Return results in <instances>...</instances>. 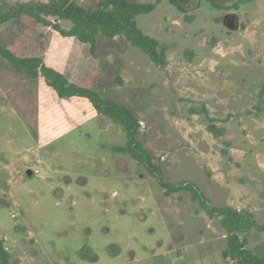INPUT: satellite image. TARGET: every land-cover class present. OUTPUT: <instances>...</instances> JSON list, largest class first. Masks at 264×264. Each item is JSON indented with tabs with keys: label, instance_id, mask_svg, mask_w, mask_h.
<instances>
[{
	"label": "rangeland",
	"instance_id": "obj_1",
	"mask_svg": "<svg viewBox=\"0 0 264 264\" xmlns=\"http://www.w3.org/2000/svg\"><path fill=\"white\" fill-rule=\"evenodd\" d=\"M47 1L0 0V13ZM139 1L155 3L136 22L166 47L164 66L125 42L122 53L107 48L113 42L93 53L25 14L0 25V40L96 81L138 113L170 181L264 224V0L237 9L199 0L189 21L169 0ZM231 15L234 30L225 25ZM35 131L54 138L41 146ZM125 142L123 128L87 101L59 99L0 56V236L10 264H232L220 217L187 191L166 194L113 150ZM247 246L264 254V233L250 230Z\"/></svg>",
	"mask_w": 264,
	"mask_h": 264
},
{
	"label": "trees",
	"instance_id": "obj_2",
	"mask_svg": "<svg viewBox=\"0 0 264 264\" xmlns=\"http://www.w3.org/2000/svg\"><path fill=\"white\" fill-rule=\"evenodd\" d=\"M160 0H156L159 2ZM217 8L226 6L239 8L250 0H205ZM176 8L188 15L194 7L199 5V0H169ZM228 3V4H227ZM155 3H144L139 0H98L94 5H84L73 0H48L41 6H26L19 9L14 15L0 13V25L9 22L12 18H19L23 14L33 18L37 23L52 27L62 37L73 38L79 43L88 46L93 53L98 47L107 42H113L109 47L116 53L124 50L123 42L132 45L146 54L157 66L166 64V47L160 42L145 34L137 25L136 16L152 11ZM56 18L70 22L68 28L62 27ZM40 34V32H38ZM1 39V34H0ZM0 56L17 73L32 80L42 79L45 87L50 89L59 99L70 98L87 101L96 115L109 118L120 125L126 135L124 145H115L113 150L129 155L143 165L158 181L159 185L169 194L177 191H187L192 198L197 200L200 208L212 218L220 217V224L226 231V247L222 251L225 259L232 264H264V254L251 250L247 246V234L255 229L264 233V224L258 223L252 214L231 205L214 206L209 199L193 183L179 181L173 183L165 174L160 157L146 144V132L141 128L142 119L128 104L116 99L105 91L96 81L77 77L70 70L56 65L46 57L29 51L19 50L0 40ZM122 60L114 59V79L122 83L119 69ZM208 129L217 134L213 119H209ZM34 137L42 146L54 137L45 136L40 131L33 132ZM0 264H10V253L4 246V238L0 236Z\"/></svg>",
	"mask_w": 264,
	"mask_h": 264
},
{
	"label": "water",
	"instance_id": "obj_3",
	"mask_svg": "<svg viewBox=\"0 0 264 264\" xmlns=\"http://www.w3.org/2000/svg\"><path fill=\"white\" fill-rule=\"evenodd\" d=\"M225 25L227 26L228 29L230 30H234V29H237L239 27V23L237 22V20L235 19V15H231V16H228L225 20ZM32 170L31 169H28L27 170V173L28 175H31L32 174Z\"/></svg>",
	"mask_w": 264,
	"mask_h": 264
}]
</instances>
